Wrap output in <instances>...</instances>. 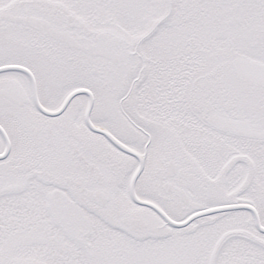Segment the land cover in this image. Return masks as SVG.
Wrapping results in <instances>:
<instances>
[{
  "label": "snow or ice",
  "instance_id": "1",
  "mask_svg": "<svg viewBox=\"0 0 264 264\" xmlns=\"http://www.w3.org/2000/svg\"><path fill=\"white\" fill-rule=\"evenodd\" d=\"M0 264H264V0H0Z\"/></svg>",
  "mask_w": 264,
  "mask_h": 264
}]
</instances>
